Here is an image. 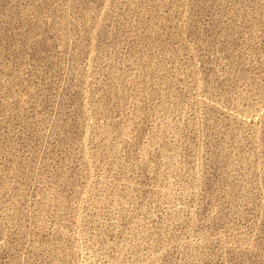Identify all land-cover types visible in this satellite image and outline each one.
I'll return each instance as SVG.
<instances>
[{"label": "rangeland", "instance_id": "obj_1", "mask_svg": "<svg viewBox=\"0 0 264 264\" xmlns=\"http://www.w3.org/2000/svg\"><path fill=\"white\" fill-rule=\"evenodd\" d=\"M0 264H264V0H0Z\"/></svg>", "mask_w": 264, "mask_h": 264}]
</instances>
